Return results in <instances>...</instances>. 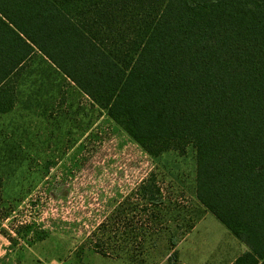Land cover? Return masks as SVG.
I'll list each match as a JSON object with an SVG mask.
<instances>
[{
	"label": "trees",
	"instance_id": "1",
	"mask_svg": "<svg viewBox=\"0 0 264 264\" xmlns=\"http://www.w3.org/2000/svg\"><path fill=\"white\" fill-rule=\"evenodd\" d=\"M37 51L264 264V0H0V115Z\"/></svg>",
	"mask_w": 264,
	"mask_h": 264
},
{
	"label": "rangeland",
	"instance_id": "2",
	"mask_svg": "<svg viewBox=\"0 0 264 264\" xmlns=\"http://www.w3.org/2000/svg\"><path fill=\"white\" fill-rule=\"evenodd\" d=\"M14 81L0 115V264H177L199 220L195 264L236 241L203 219L191 146L148 155L38 51Z\"/></svg>",
	"mask_w": 264,
	"mask_h": 264
},
{
	"label": "crops",
	"instance_id": "3",
	"mask_svg": "<svg viewBox=\"0 0 264 264\" xmlns=\"http://www.w3.org/2000/svg\"><path fill=\"white\" fill-rule=\"evenodd\" d=\"M204 208V207H203ZM205 213H204V217L205 218L206 215H211L219 224H221L212 214H210L205 208ZM202 219V220H203ZM201 220H199L197 223H195L194 228L192 229V233L197 232V224L200 222ZM222 225V224H221ZM224 227V225H222ZM232 236L233 234L226 228L224 227ZM190 232V233H191ZM190 233H188V236L185 237L179 246L178 249V253H177V264H195L194 262H192L191 259H193L195 256H197V253L193 252L191 249H188L187 247V243H188V239L190 240L191 237L193 236V234L191 235ZM235 238L236 241H234V239H232V237H230L229 235H226V239L228 240V246L224 247L223 249L215 252V249H213L210 253H228V259L225 260L224 262L219 261L218 259H216L215 257L217 256V254H214L213 256H208V259L202 263V264H232L239 256H241L243 253H245L246 251H248V248L246 247L245 244H243L242 242H240L235 236H233ZM230 254V256H229Z\"/></svg>",
	"mask_w": 264,
	"mask_h": 264
}]
</instances>
